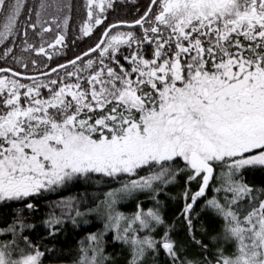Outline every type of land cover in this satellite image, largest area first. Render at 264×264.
<instances>
[{
  "label": "snow or ice",
  "instance_id": "snow-or-ice-1",
  "mask_svg": "<svg viewBox=\"0 0 264 264\" xmlns=\"http://www.w3.org/2000/svg\"><path fill=\"white\" fill-rule=\"evenodd\" d=\"M82 6L79 38L97 26L103 32L52 66L66 46L72 0H0V57L45 69L26 76L0 68V205H21L0 226V264H42L48 250L26 234L36 225L25 213L38 211L45 193L94 176L119 186L83 210L76 196L51 201L42 221L55 236L67 220L102 218L103 230L81 240L75 264H115L108 233L127 250L125 264H149L161 251L168 264H264V186L244 179L264 171V0H147L138 18L111 23L116 0ZM181 175L179 218L199 249L192 256L158 199ZM145 192L156 206L119 209ZM201 199L202 211L222 221L208 243L193 222Z\"/></svg>",
  "mask_w": 264,
  "mask_h": 264
},
{
  "label": "trees",
  "instance_id": "trees-1",
  "mask_svg": "<svg viewBox=\"0 0 264 264\" xmlns=\"http://www.w3.org/2000/svg\"><path fill=\"white\" fill-rule=\"evenodd\" d=\"M46 91V90H45ZM143 172L141 175H145ZM186 178V179H185ZM244 179L247 183L255 185L256 187L264 186V171L250 170L245 173ZM100 180V183H94L93 181ZM187 181L186 175L177 177L176 182L169 184L167 187H163L158 199L164 205L167 211L165 218L169 223L175 224L174 236L180 240L185 247H187V255L192 256L199 253V249L193 247L188 236L187 227L183 220L179 218V213L183 208V196L181 195ZM119 185L104 180L100 177H92L90 180H84L83 178L69 184L65 188H61L58 192L45 193L41 198L37 200L40 205L39 210L36 212H26L25 215L31 217L29 223H33L36 227L26 234L29 235L32 240L41 246V251H45V256L42 258V264H75V260L79 255V248L81 240L90 232L100 231L102 222L97 219L96 215L86 217L89 223L81 222L79 226H74L71 220H67L61 230L55 235L51 236L48 233L46 226L42 223L45 219L46 213L51 209V201H56L61 197L77 196L81 199L82 210L83 208L94 206L97 201V196L100 199L103 197L99 194L107 192L109 187H118ZM209 195V194H208ZM153 194L150 192L138 193L130 200H125L120 203V209H125L127 213L134 212L138 202H142L145 209L155 206V201L152 198ZM88 201L84 200L87 199ZM204 202L196 207V211L193 213H200L199 218L194 219V225L197 232V239H203L205 243L209 242L212 235L221 231L222 221L216 218L212 213L202 211V205ZM21 205L12 203L9 205H0V226H3L5 220L11 223V217L15 214V209ZM129 206V207H127ZM206 228L207 234L203 233V228ZM163 234V228L158 229L157 235ZM114 233H108L105 236L107 242L106 252L113 258L115 264H125L127 258V250L123 246L113 240ZM6 237H0L4 239ZM149 264H168V260L165 257L163 251L156 258L154 262L150 261Z\"/></svg>",
  "mask_w": 264,
  "mask_h": 264
},
{
  "label": "flooded vegetation",
  "instance_id": "flooded-vegetation-1",
  "mask_svg": "<svg viewBox=\"0 0 264 264\" xmlns=\"http://www.w3.org/2000/svg\"><path fill=\"white\" fill-rule=\"evenodd\" d=\"M74 4V8L72 10V19L69 22V27L67 29V36H66V46L63 47L60 54L54 55L52 57V60L50 63L52 66H55L56 63H64L66 59H72L75 55H79L82 51H86L89 47L94 46V44L97 42L98 38L101 36L103 32L102 26H97L94 29L93 34L90 36H85L83 38L80 37L79 27L82 23H84L87 19L86 9L83 8L84 0H72ZM29 3H31V0H29ZM147 3V0H116V7L115 9H109L108 11V22L111 23L117 19H127L131 20L134 18H138L137 16V10H142L144 5ZM3 20L0 18V24H2ZM122 31H135L137 34H139L140 29L139 28H122L120 29ZM31 35V34H30ZM54 33L49 34L48 39H51ZM34 39H38L37 37H33ZM22 47V44L20 40H17V47L15 49V53L17 55L20 54V49ZM2 48V46H0ZM122 52H127V49L122 47ZM25 56H28V53H24ZM31 56L34 58L35 53H32ZM92 58V57H89ZM123 62V61H122ZM42 63H49V61L46 58H42ZM13 67L15 71L20 72H26V76H32L36 75L37 71L43 72L45 69L42 66H38V68L33 67L31 63L28 64L27 70L23 69L21 66L14 64L11 60V57L3 58L0 57V68H8ZM9 76L11 74L5 73ZM62 75V73H61ZM24 83H29L30 81L27 78H21ZM143 174V172L141 173ZM186 179V178H185ZM193 188L195 189V182H193ZM183 188L186 187L185 185L182 186ZM211 189V188H210ZM209 189V191H210ZM204 202L203 199L198 201V205ZM197 205V206H198ZM196 206V207H197ZM194 219H196V216H194Z\"/></svg>",
  "mask_w": 264,
  "mask_h": 264
},
{
  "label": "rangeland",
  "instance_id": "rangeland-1",
  "mask_svg": "<svg viewBox=\"0 0 264 264\" xmlns=\"http://www.w3.org/2000/svg\"><path fill=\"white\" fill-rule=\"evenodd\" d=\"M94 177H98V176H94ZM208 194H209V196L212 195V191H211V189H210V191L208 192ZM74 196H75V195H74ZM76 197H77V196H76ZM84 200L88 201V198H87V199H84ZM182 203H183V201H182ZM155 206H156V205H155ZM127 207H129V206H127ZM152 207H153V206H152ZM165 208H166V207L163 205V207H162V211L164 212V215H165V213L167 212V211L165 210ZM119 209H120V204H119ZM120 210L123 211V212H125V213H127L125 209H120ZM97 219L100 220V221L102 222V224H103V220H102L101 217H98V216H97ZM103 227H104V224L102 225V227L100 228V230H103ZM225 247H229V248H230L229 245H225Z\"/></svg>",
  "mask_w": 264,
  "mask_h": 264
}]
</instances>
